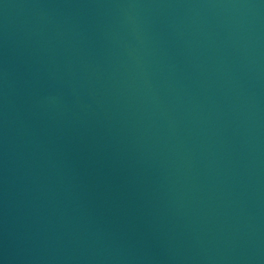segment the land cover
<instances>
[{
    "label": "water",
    "instance_id": "1",
    "mask_svg": "<svg viewBox=\"0 0 264 264\" xmlns=\"http://www.w3.org/2000/svg\"><path fill=\"white\" fill-rule=\"evenodd\" d=\"M0 264H264V0H0Z\"/></svg>",
    "mask_w": 264,
    "mask_h": 264
}]
</instances>
